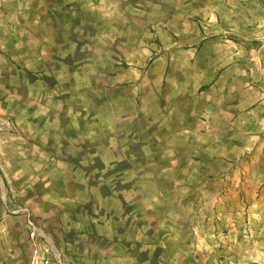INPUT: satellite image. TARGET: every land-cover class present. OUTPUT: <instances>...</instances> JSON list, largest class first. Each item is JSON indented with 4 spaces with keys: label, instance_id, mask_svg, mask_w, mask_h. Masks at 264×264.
I'll return each instance as SVG.
<instances>
[{
    "label": "rangeland",
    "instance_id": "1",
    "mask_svg": "<svg viewBox=\"0 0 264 264\" xmlns=\"http://www.w3.org/2000/svg\"><path fill=\"white\" fill-rule=\"evenodd\" d=\"M98 108L121 141L180 132L178 173L157 174L161 145L137 169L146 187L180 180L178 215L196 220L105 255L264 264V0H0V264H75L68 190L133 184L85 145Z\"/></svg>",
    "mask_w": 264,
    "mask_h": 264
},
{
    "label": "crops",
    "instance_id": "2",
    "mask_svg": "<svg viewBox=\"0 0 264 264\" xmlns=\"http://www.w3.org/2000/svg\"><path fill=\"white\" fill-rule=\"evenodd\" d=\"M93 117L96 119V137L91 142L85 143V145L96 152V155H98V157H95L97 162H123V165L127 168L123 170V175L131 176L130 179H132L133 184L126 188L122 184L118 187L110 180L111 175L100 174L98 176L100 180L97 181V184L96 180H92L89 187L68 190L66 200L69 209L76 210V216L71 219L75 228L71 230L76 231L78 241L80 237L82 244V252L79 257H75L77 261H74V263L96 264V256H98V264H132L133 261L136 264H146L145 261L139 260L143 259L144 256H140L138 253L135 254L126 247L124 249L120 248L122 252H118L117 257H108L105 253L115 245L118 246L115 247L116 249L123 247L116 244V242H111L116 238L121 240L118 241L119 244L132 246V244L144 241L152 245L151 242H159L157 240L160 234L158 232L159 225H168L173 229L180 226L182 222L184 224L189 223V225L196 223L195 216L191 215L193 213L190 209L185 211L187 213L185 219H180V214L178 215L182 203L179 197L180 194L176 195L175 189L180 193V186H177L180 180L173 177L171 189L165 184L160 189L155 186L146 187L140 178L142 177L141 174H138L140 169H137L142 159L149 158L144 155V149L149 146L161 145L159 157L157 154L159 162H161L157 174L165 181V177L173 175V172L178 173L179 165L177 163L181 161L182 157L175 151L178 147L177 139L180 132L173 133L172 140H163V143L159 140L158 143L157 141H146L143 136V138L141 136L131 137L132 134L121 141L117 135L119 131L112 114L98 108ZM146 131H150V129H146ZM84 136L90 137L91 135ZM107 138L109 139L106 140ZM133 146H137L141 150V154L131 153V147L133 148ZM171 149H173L172 153ZM113 157L114 160H111ZM106 170V173L111 174L114 167L109 165ZM70 176H73L72 172L67 175L68 178ZM98 215L101 219L97 223ZM100 225L103 227L102 231L99 229ZM96 230L99 231L97 242ZM96 243L100 247L98 250L100 255L96 254Z\"/></svg>",
    "mask_w": 264,
    "mask_h": 264
},
{
    "label": "built area",
    "instance_id": "3",
    "mask_svg": "<svg viewBox=\"0 0 264 264\" xmlns=\"http://www.w3.org/2000/svg\"><path fill=\"white\" fill-rule=\"evenodd\" d=\"M33 233V232H32Z\"/></svg>",
    "mask_w": 264,
    "mask_h": 264
}]
</instances>
